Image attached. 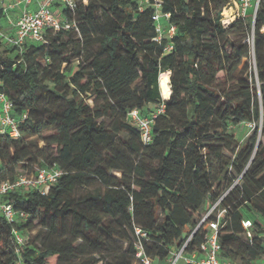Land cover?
I'll return each mask as SVG.
<instances>
[{
    "label": "trees",
    "instance_id": "1",
    "mask_svg": "<svg viewBox=\"0 0 264 264\" xmlns=\"http://www.w3.org/2000/svg\"><path fill=\"white\" fill-rule=\"evenodd\" d=\"M157 1L163 25L176 26L159 40L155 0H79L73 11L61 7L77 29L45 28L42 41L21 48L0 37V91L18 122L17 136L0 133V181L61 171L46 193L2 196L27 217L8 222L0 212V264H138L136 227L146 254L167 264L186 227L225 192L222 255L248 263L263 253L264 223L245 209L264 221V0L253 24L235 18L227 27L226 0ZM6 14L0 0V30ZM252 25L253 55L245 41ZM251 58L258 87L245 69ZM160 103L144 144L126 114L148 115ZM242 123L255 127L239 142ZM243 216L254 222L252 243L241 236ZM201 239L197 232L192 242Z\"/></svg>",
    "mask_w": 264,
    "mask_h": 264
},
{
    "label": "built area",
    "instance_id": "2",
    "mask_svg": "<svg viewBox=\"0 0 264 264\" xmlns=\"http://www.w3.org/2000/svg\"><path fill=\"white\" fill-rule=\"evenodd\" d=\"M78 1L13 0L3 6L5 12L7 13V9L18 7L21 9V14L15 23L14 31L12 33H5L0 30V37L4 42L21 48L26 40L42 41L45 28L55 30L77 29L74 21H70L64 17L61 7H67L73 11ZM81 1L83 3L87 2V0ZM55 3L58 5L54 6ZM260 3L261 0H226L220 13L222 26L227 27L235 18L248 20L249 17L253 24ZM32 4H35V8L33 9L30 8ZM153 5L156 8L152 16L155 22V30L158 33L156 40H159L164 34L169 37L172 36L176 31V26L173 24L164 26L161 20L163 14L159 9V1L155 0ZM250 7L253 10L249 15L247 14V10ZM260 32L264 34V24L260 27ZM245 41L249 45L250 52L253 55V25ZM171 48L172 46L168 45L166 50H170ZM11 109L12 104L10 100L0 91V133L7 132L10 136L15 137L18 135V122L11 115ZM163 111L164 104L160 103L148 115H144L139 108H133L127 112V121L139 131L141 141L144 144L152 142V124L155 117ZM60 174L61 171L54 167H42L33 173H19L12 180L0 181V212L8 222H12L17 218L25 219L27 213L24 210L15 209L11 203L3 202L2 196L10 191L21 188L36 189L42 193H46L50 186L57 181ZM225 194L226 192L210 204L209 208L201 214L197 224L193 228L186 227L187 234L185 238L171 248L167 264H264V251L258 258L248 263L222 255L223 247L219 235L224 225V215L227 213V208L222 206L221 203ZM240 225L241 236L249 243H252L254 235L253 220L243 216L240 219ZM197 232L202 233V239L198 243H193V237ZM13 233L17 244H24L27 240L26 235H22L16 230ZM135 235L137 236V240L134 243L136 262L138 264H157L152 257L146 254L141 244L140 238L145 237L146 233L136 227Z\"/></svg>",
    "mask_w": 264,
    "mask_h": 264
},
{
    "label": "rangeland",
    "instance_id": "3",
    "mask_svg": "<svg viewBox=\"0 0 264 264\" xmlns=\"http://www.w3.org/2000/svg\"><path fill=\"white\" fill-rule=\"evenodd\" d=\"M12 1L13 0H1V5L2 6L7 5L9 2H12ZM15 8L17 9V14L16 15H13V14L10 15V18L12 19L14 24L16 23L17 19L19 18L20 14H21V9L18 8V7H15ZM252 10H253L252 7L248 8L247 14L250 15ZM7 12H9V9H7ZM6 16H7V14H6ZM248 20L250 21V17L248 18ZM13 27H15V25L13 26L11 23H9V25H7V26L6 25L2 26V30L5 33H8L7 30L11 31V29ZM4 49H5V47L0 45V50L3 51ZM245 61H246V59L244 58L242 60L241 64L239 65V67H238L239 70L244 66V62ZM253 63H254V61L251 58V60L248 61V65H247V67L245 69H246L247 75H249V72H251L253 74L254 83L258 87L259 86V82L257 80V71H256V68H255ZM239 75H241V74L237 73V76H239ZM242 76H244V74ZM249 80L251 81L252 79L249 78ZM87 102L91 105L92 104V98H88ZM261 111H262V106H261ZM260 124H261V121H259L258 125L260 126ZM254 127H255V125H253V124L250 125L249 123H242V124L238 125L235 128V130H236V138L239 140V142H244L245 139L251 134V132L254 129ZM31 142H32V144H36V146L38 148L43 146V142L41 140H39L38 138L33 137L31 139ZM20 172L25 173L24 171H20ZM235 182H236V180H235ZM210 204H211V202L208 200V202L206 203V206H205L204 210L201 212V214H203L209 208ZM245 214L246 215H251L252 218L254 220H256L258 223H261V224L264 223L262 217L260 215H258L254 210H249V209L246 208L245 209ZM98 264H101V263H98Z\"/></svg>",
    "mask_w": 264,
    "mask_h": 264
},
{
    "label": "bare ground",
    "instance_id": "4",
    "mask_svg": "<svg viewBox=\"0 0 264 264\" xmlns=\"http://www.w3.org/2000/svg\"><path fill=\"white\" fill-rule=\"evenodd\" d=\"M169 76H170V71L168 70L163 71L159 74V88L163 98H165L170 91Z\"/></svg>",
    "mask_w": 264,
    "mask_h": 264
},
{
    "label": "crops",
    "instance_id": "5",
    "mask_svg": "<svg viewBox=\"0 0 264 264\" xmlns=\"http://www.w3.org/2000/svg\"><path fill=\"white\" fill-rule=\"evenodd\" d=\"M30 8H35V4H32L31 6H30ZM11 14H13V15H16L17 14V9L16 8H11V9H9V12H7V18H6V20L2 23V25L4 26V25H9V23H11L13 26L15 25L14 24V22L12 21V19L10 18V15ZM14 31V27L11 29V31H8L7 30V32L8 33H12Z\"/></svg>",
    "mask_w": 264,
    "mask_h": 264
}]
</instances>
